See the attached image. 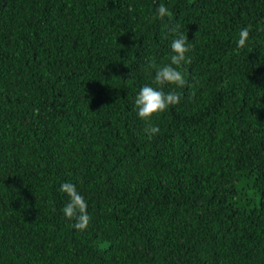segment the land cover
<instances>
[{"label": "trees", "instance_id": "obj_1", "mask_svg": "<svg viewBox=\"0 0 264 264\" xmlns=\"http://www.w3.org/2000/svg\"><path fill=\"white\" fill-rule=\"evenodd\" d=\"M182 31L149 139L134 100ZM0 264H264V0H0Z\"/></svg>", "mask_w": 264, "mask_h": 264}, {"label": "clouds", "instance_id": "obj_2", "mask_svg": "<svg viewBox=\"0 0 264 264\" xmlns=\"http://www.w3.org/2000/svg\"><path fill=\"white\" fill-rule=\"evenodd\" d=\"M165 17L171 18V13L164 4H160L156 10L154 19L163 20ZM179 28V25L176 26ZM170 31H174L170 29ZM249 27H244L239 32L237 41L238 48H244L249 39ZM171 55L169 63L158 65L154 59L150 60L147 68L154 69V79L152 81L156 87L144 85L139 89L135 97L134 104L137 110L138 118L145 122L146 127L143 129L148 138L159 133V127L151 124V118L154 115L163 113L170 106H175L180 103L181 96L174 90L164 91V87L175 86L183 88L187 81L182 69L186 64L191 63V58L188 53L192 50V45L189 42L185 31L179 32L177 37L172 41ZM59 191L66 194L68 202L63 206L62 213L66 219L72 221V227L77 231H84L90 223V216L87 212V202L85 198L78 192L75 185L70 182H65L60 185Z\"/></svg>", "mask_w": 264, "mask_h": 264}]
</instances>
